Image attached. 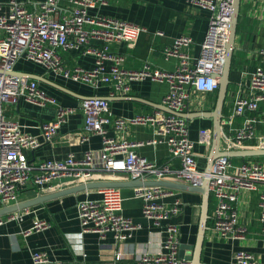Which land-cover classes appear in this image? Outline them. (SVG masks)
<instances>
[{"label":"built area","instance_id":"obj_1","mask_svg":"<svg viewBox=\"0 0 264 264\" xmlns=\"http://www.w3.org/2000/svg\"><path fill=\"white\" fill-rule=\"evenodd\" d=\"M111 0H69V14L59 13L60 0H44L39 11H29L17 0L0 2V208L21 201L20 194L32 182L40 193L55 190L54 181L63 177L74 178L77 184L96 181L110 173H126L131 179L165 180L173 175L179 182L199 186L207 176L195 152L196 142L190 137L187 118L157 109L152 114L133 117L116 115L106 97L88 96L79 107L64 106L39 87L36 80L14 74L20 59L43 65L48 71L65 79L86 84L94 89L109 86L115 93L127 96L134 81L150 80L167 83L168 92L162 105L185 113L191 92L212 93L219 88L217 75L222 73L226 61V47L230 38V24L234 13V0H185L188 8L210 13L209 27L199 57L191 59L183 49L192 43L186 35L177 37L166 48L167 57L179 59V65L168 71L146 61L141 69L124 68L125 56L112 50L113 44L134 46L146 29L123 19L104 14L98 9ZM264 3V0H262ZM77 50L94 56L92 68L66 67L59 51ZM257 64L250 70H241L242 79L233 96V105L227 116L232 136L224 135L226 151L259 146L264 147V132L257 128L264 122L258 116L264 107V47L255 51ZM21 99L30 103L55 106L56 116L51 122L39 125L38 134L31 133L14 118L6 114V105H17ZM80 109L84 115L82 143L91 135H99L102 146L87 150L84 157L69 153L60 159H47L31 163L27 153L37 150L58 135L62 125ZM242 123L235 127V119ZM130 125L152 126L154 136L148 141H132L122 136ZM200 143H208V134L200 133ZM166 143L170 154L179 161L172 169L157 165L136 148L145 144ZM210 177V192L216 199L210 215L212 227L220 238L243 239L245 228L239 225L236 203L242 191H258L264 187V163L255 159L238 165L229 157L215 160ZM135 196L143 201V214L156 227L163 228L165 239L158 253H143L137 264H193L182 258L180 252V226L169 222L181 211L177 199L173 205L159 200L171 194L164 187H136ZM85 198L77 204L82 231L105 237L111 233L121 243L130 239L141 228L123 214L120 188L103 187L87 190ZM260 223L264 234V189L259 194ZM28 209L0 217V225L7 220H22ZM51 227L48 220L36 219L24 235ZM120 257V255H118ZM33 264H72L51 260L44 251L32 253ZM234 264H263L248 250H237Z\"/></svg>","mask_w":264,"mask_h":264},{"label":"crops","instance_id":"obj_2","mask_svg":"<svg viewBox=\"0 0 264 264\" xmlns=\"http://www.w3.org/2000/svg\"><path fill=\"white\" fill-rule=\"evenodd\" d=\"M9 0H0L7 3ZM27 10H40L44 0H17ZM69 0H60L59 13L69 14L71 11ZM98 11L144 27L134 46L128 44H113L112 50L125 56L124 68L129 70L141 69L146 61L155 66L173 71L179 65V59L167 57L165 50L177 37L186 35L192 38V43L183 49L191 59L199 57L201 46L205 40L210 13L206 10L188 8L185 0H111L108 5ZM0 37L2 32L0 31ZM231 83L223 106L224 135L232 136L227 122V116L233 105L234 92L242 79L241 70H250L258 62L255 51L264 47V3L262 0H241L239 25L235 39ZM59 55L63 64L69 68H92L94 56L83 54L77 50H60ZM15 72L28 75L27 78L36 80L39 87L59 103L69 107H79L81 101L88 96L106 97L111 110L119 116L133 117L137 114H152L163 103L168 92V84L150 80L134 81L131 92L127 96L118 95L109 86L94 89L86 84L65 79L61 75L48 71L43 65L20 59L15 66ZM237 73L238 78H234ZM38 75L40 79L31 78ZM25 76V77H26ZM218 90L212 93L191 92L185 113L188 118L190 137L196 142L195 152L197 160L203 169L208 165V157L213 149L214 118L212 116L193 117L197 112L212 113L217 105ZM8 117L18 120L25 130L38 134L39 125L55 119V106L36 105L21 99L17 105H6ZM168 113L167 111H165ZM194 114V115H193ZM258 116L264 120V107H260ZM242 118L235 119V127L242 123ZM85 119L82 111L72 115L67 123L62 125L58 135L51 142H45L35 151L27 153L31 163L37 164L47 159H60L69 153L81 159L87 150H98L102 146L99 135H91L90 139L82 143L80 136L84 131ZM259 131L264 132V122L258 123ZM208 134V143H200V133ZM123 137L132 141H148L154 136L152 126L130 125ZM222 143V142H221ZM223 144V143H222ZM221 149L223 145H221ZM137 152L161 166L169 165L172 169L179 166L166 143L158 145L145 144L136 148ZM259 158V157H258ZM235 165L249 158H231ZM264 163V157L256 159ZM131 177L126 173H110L99 176L101 181H126ZM167 181H177L173 175H167ZM77 185L74 178L63 177L54 181L55 190L46 193L31 182L20 194L21 201L32 199L40 194L58 192ZM97 189V188H96ZM99 189V188H98ZM134 187L120 188L123 197V214L135 223L141 224L133 236L119 243L113 234L101 237L98 233L82 231L77 204L85 198V192L66 195L51 199L44 204L28 209L22 220H7L0 225V264H33L32 253L44 251L54 261L72 264H137L143 253H158L162 250L165 239L163 228L156 227L152 220L143 214V201L135 196ZM172 193L160 199L167 205L179 199L182 203L181 211L169 222L180 226V242L185 245V258L195 260L199 227L202 219L203 196L199 192L169 189ZM258 191H242L236 203L239 225L245 228L243 239H224L214 231L212 220L209 218L208 227L204 235L202 251L199 254L200 264H234L233 255L237 250L252 252L264 264V234L260 223ZM216 205V199L211 194L209 216ZM26 210V209H25ZM36 219L48 220L51 227L31 234L24 235V231L33 227ZM120 255V257L118 256Z\"/></svg>","mask_w":264,"mask_h":264},{"label":"water","instance_id":"obj_3","mask_svg":"<svg viewBox=\"0 0 264 264\" xmlns=\"http://www.w3.org/2000/svg\"><path fill=\"white\" fill-rule=\"evenodd\" d=\"M240 4H241V0H234V13H233L232 21L230 24V38H229V41L226 47V61H225L222 73L216 76L219 79L218 101H217L216 108L211 114L205 113V112H197L195 113V115L193 114L194 115L193 117L212 116L214 118L213 149H212L211 154L208 157V165L205 169L207 176L204 177L203 181L201 182L199 186H193V185L186 184V183L179 182V181H167V180H157V179L142 180L141 178L130 179L126 181L124 180L123 181L96 180V181H91L87 183L77 184L73 187H70V188H67V189H64L58 192L49 193V194H40L29 200H24V201H20L12 205L3 206L0 208V217H4V216H7L15 212L23 211L33 206L44 204L46 201H49L51 199L60 198L66 195L76 194L79 192L96 189V188H103V187H117V188L134 187L136 188V187L158 186V187H164V188H169V189L199 192L203 196L202 219H201V223L199 227L197 245H196V250H195L196 251L195 260L192 261V263L200 264L199 254L202 251L204 235L208 227V220L210 218L209 203H210L211 192H210V177L208 175L212 171V167H213L215 160L223 156L229 157V158L264 157V147H259V146L240 147V148H235L229 151H226L225 149H221V145L223 143V137H222L223 117H224L223 106H224L225 99L227 97L229 85L231 83L230 76L232 72L234 52L236 50L235 39H236V34H237V28L239 25ZM14 74L22 75V73H18V72H14ZM30 77L34 79H40L38 75H31ZM158 109L167 111L168 113L176 114L180 117H184L187 119L191 117V115H188L186 113L175 112L164 105H160ZM185 248H186L185 245L180 246L179 255L182 258H185Z\"/></svg>","mask_w":264,"mask_h":264},{"label":"trees","instance_id":"obj_4","mask_svg":"<svg viewBox=\"0 0 264 264\" xmlns=\"http://www.w3.org/2000/svg\"><path fill=\"white\" fill-rule=\"evenodd\" d=\"M237 75H238L237 73H234V78H235V79H237V78H238V76H237ZM257 158H258V157H251V158H249V160H251V159H255V160H256Z\"/></svg>","mask_w":264,"mask_h":264},{"label":"rangeland","instance_id":"obj_5","mask_svg":"<svg viewBox=\"0 0 264 264\" xmlns=\"http://www.w3.org/2000/svg\"><path fill=\"white\" fill-rule=\"evenodd\" d=\"M257 159H260V157H259V158H257Z\"/></svg>","mask_w":264,"mask_h":264}]
</instances>
